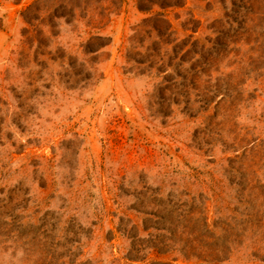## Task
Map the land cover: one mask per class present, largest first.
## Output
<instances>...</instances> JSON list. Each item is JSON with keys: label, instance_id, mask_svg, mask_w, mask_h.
Here are the masks:
<instances>
[{"label": "rangeland", "instance_id": "1", "mask_svg": "<svg viewBox=\"0 0 264 264\" xmlns=\"http://www.w3.org/2000/svg\"><path fill=\"white\" fill-rule=\"evenodd\" d=\"M234 2L0 0V264H38L70 223L74 264L170 261L123 259L118 226L175 199L221 264H264V0L248 24Z\"/></svg>", "mask_w": 264, "mask_h": 264}, {"label": "trees", "instance_id": "2", "mask_svg": "<svg viewBox=\"0 0 264 264\" xmlns=\"http://www.w3.org/2000/svg\"><path fill=\"white\" fill-rule=\"evenodd\" d=\"M234 1V0H233ZM239 4L233 3L240 8L238 14L243 19V24H248V17L254 4L251 0H235ZM252 21V20H250ZM143 213L146 218L143 219L142 226L132 224L131 220L119 223V232L131 241L127 254L123 257L126 261L144 262L149 260L150 256L156 258L176 255L170 261L150 260L149 264H174L179 258L185 262H194V264H221L228 258L229 248L226 243L220 245L214 237L213 230L207 221L206 211L189 205L187 201L175 199L168 202H162L156 208L149 211L137 210ZM126 222V223H125ZM70 226L63 228L65 237L73 235L70 240L71 246L81 245V234L83 226L81 224L70 223ZM52 230H51V229ZM38 227L42 232L39 236L47 239L50 236L57 235V225ZM55 240V238H54ZM53 240V241H54ZM70 242L62 245L58 244L48 246L47 253L42 252L38 264H74L71 261L69 245ZM44 243V242H43ZM45 248V243L41 244ZM59 247L66 248L64 254L56 257L55 253ZM53 251V252H51ZM80 264H100L99 261L88 259ZM109 264H119V259L110 261Z\"/></svg>", "mask_w": 264, "mask_h": 264}]
</instances>
